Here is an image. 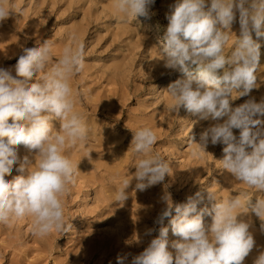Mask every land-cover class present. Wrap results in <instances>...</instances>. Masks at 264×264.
Listing matches in <instances>:
<instances>
[{
  "label": "bare ground",
  "instance_id": "obj_1",
  "mask_svg": "<svg viewBox=\"0 0 264 264\" xmlns=\"http://www.w3.org/2000/svg\"><path fill=\"white\" fill-rule=\"evenodd\" d=\"M214 1L202 3L214 15V21L203 29L209 30L204 36L212 38L213 43L222 37L235 41L245 39L247 44L264 40V0H245L240 6L229 7ZM14 25L11 20L0 24V71H6L0 77V185L10 183L25 191L4 213L17 218L19 223L27 222L33 230L40 228L38 252L51 257L54 251L60 250L67 257L62 264H264V206H261L264 202V131L259 132L257 128L244 134V141L230 151L233 158L224 165L211 161L210 148L180 165L169 161L168 151L161 154L158 150L154 151L156 160L146 157L135 161L125 152L121 138L105 133L100 124L89 120L91 115L99 113L101 117L115 119L117 108L124 105L115 95L82 98L90 90L81 94L71 85H59L50 67L42 66L43 58H35L27 70L2 67L4 59L14 55V48L21 47L30 53L33 48H39L36 43L40 37L28 36L25 45L19 42L15 45L9 26L16 34L23 27ZM53 44L46 51L48 58L61 56L58 48H51ZM227 51L237 63L251 58L249 51L247 54L235 49L232 42ZM34 71L44 86L30 100L27 98L30 91L15 81L31 78L30 73ZM257 72L264 78L263 67ZM190 73L206 91H215L225 84L224 80L210 78L197 70ZM103 78L98 76L96 85ZM112 79L115 77L109 81L113 82ZM25 89L26 93H22ZM94 90L95 86L90 92ZM251 99L264 105V86L256 88ZM261 110L264 112V108ZM120 114L117 117L121 122ZM134 120L138 125L129 130L128 138L139 141L135 146L150 144L163 136L160 132L145 130L140 125L145 123L144 119L134 116ZM172 123L165 127V135ZM259 136L258 150L254 158L250 157L247 151L253 147L246 144ZM240 156L248 160L242 162ZM132 167L138 170L136 178L124 182ZM149 181L151 186L144 187ZM213 182L221 194L210 190ZM131 187L136 191L132 195L133 203H124L112 195ZM255 191L263 194L255 210L247 211V203L234 197L236 193ZM135 203L142 205L138 213L131 211ZM219 203L223 205L220 218L208 228L188 234L190 215H213L212 207ZM172 210L180 211L182 224L169 226L166 238L162 236V243L157 246L154 223ZM98 224L114 226L115 231L96 234L94 239L86 228ZM82 226L85 229L82 236L74 240L78 244L72 250L61 247L64 232L73 234ZM199 253H202L201 260H198ZM44 259L46 256L38 255L30 264H42Z\"/></svg>",
  "mask_w": 264,
  "mask_h": 264
},
{
  "label": "rangeland",
  "instance_id": "obj_2",
  "mask_svg": "<svg viewBox=\"0 0 264 264\" xmlns=\"http://www.w3.org/2000/svg\"><path fill=\"white\" fill-rule=\"evenodd\" d=\"M203 1L0 0V24L11 20L14 26L23 27L16 34L9 26L15 45L18 42L25 45L28 36L30 39L40 37L36 43L39 48H33L32 53L21 47L14 48V55L4 59L2 67L14 71L27 70L32 67L35 58H43L42 66L50 67L49 71L58 78L59 85H71L81 94H85L86 90L92 91L95 86L93 92L89 91L90 94L82 98L115 95V99L124 103L117 108L115 119L101 117L99 113L91 115L89 120L100 124L99 128L105 133L121 138L120 142L127 149L125 152L135 161L146 160V157L156 160L154 154L158 150L161 154L168 151L169 161L180 165L198 158L201 151L210 148L211 161L224 165L233 158L230 151L244 141V134L252 133L257 128L259 132L264 131L263 102L251 99L253 91L264 86V78L257 72L264 68V40L247 44L245 39L235 41L222 37L213 43L212 38L204 36L209 33L208 28L203 29L214 21V15L202 5ZM244 1L214 2L229 7L240 6L239 3ZM199 16L202 17L201 21ZM227 30L223 31L222 36ZM229 42L235 44V49L245 53L249 51V62L233 61L227 51ZM50 43H54L51 48L60 50L61 56L47 57ZM152 55L158 58L152 59ZM190 70L224 80L225 84L215 91H206L198 78L191 76ZM3 72L6 71H0V77ZM30 74L29 79L23 77L24 80H14L30 91L27 98L31 100L36 96L35 91H43L44 84H40L35 71ZM102 75L105 78L96 85L97 77ZM112 76L115 77L113 82L109 81ZM26 89L22 93H26ZM118 114L122 117L121 122ZM134 116L145 120L144 124H140L145 130L163 134L157 139L161 140L157 145L156 140L135 146L139 141L131 136L128 138L129 130L133 131L138 125ZM170 122H173L172 128L165 135ZM260 140L261 136L252 137L250 144H246L253 147L247 151L250 157L254 158ZM239 159L242 162L248 160L241 156ZM131 170L124 182L136 178L138 170L135 167ZM150 182L142 183L144 187H150ZM262 187L264 190V182ZM131 188L115 191L112 195L129 203L134 200L132 195L136 192ZM210 190H217V194H221L214 182ZM22 195H25V191L21 186L10 183L0 185V264H30L38 255L46 256L42 264H49L48 261L62 264L67 257L60 250L54 251L50 259L36 250L39 248L40 228L33 230L27 222L19 223L17 218L5 215L4 210ZM234 197L247 203L245 209L250 211L255 210L263 194L260 191L242 192L234 194ZM261 206H264V202ZM141 207V203H135L131 211L138 213ZM212 208L215 209L213 215H190L188 234L208 228L220 218L223 205L219 203V206ZM180 215V211L172 210L154 223L157 246L162 243V236H165L169 226L182 224L179 222ZM83 227L73 234L65 231L60 238L61 247L72 250L78 244L74 240L82 236L81 232L85 230ZM86 230L92 232L93 236L115 231L114 226L102 224L89 226ZM201 255L197 254L198 260L202 259Z\"/></svg>",
  "mask_w": 264,
  "mask_h": 264
}]
</instances>
